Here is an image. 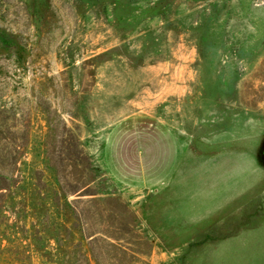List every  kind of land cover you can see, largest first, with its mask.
I'll return each instance as SVG.
<instances>
[{"label":"rangeland","instance_id":"obj_1","mask_svg":"<svg viewBox=\"0 0 264 264\" xmlns=\"http://www.w3.org/2000/svg\"><path fill=\"white\" fill-rule=\"evenodd\" d=\"M173 146L263 209L264 0H0V264H217L146 221Z\"/></svg>","mask_w":264,"mask_h":264},{"label":"crops","instance_id":"obj_2","mask_svg":"<svg viewBox=\"0 0 264 264\" xmlns=\"http://www.w3.org/2000/svg\"><path fill=\"white\" fill-rule=\"evenodd\" d=\"M170 150V161L165 158L169 164L155 182L153 214L146 218L157 248L195 244L196 257L203 260L264 264V207L258 210L257 178L242 186L239 176L210 173L216 169L215 155L211 170L199 181L186 169L194 155L189 153L184 160L177 146ZM214 226L219 227L218 233L208 236L206 232ZM206 246L210 249L205 250Z\"/></svg>","mask_w":264,"mask_h":264},{"label":"trees","instance_id":"obj_3","mask_svg":"<svg viewBox=\"0 0 264 264\" xmlns=\"http://www.w3.org/2000/svg\"><path fill=\"white\" fill-rule=\"evenodd\" d=\"M125 253V251H123ZM124 264H134V262H125Z\"/></svg>","mask_w":264,"mask_h":264}]
</instances>
